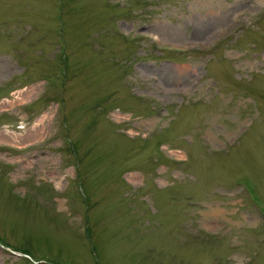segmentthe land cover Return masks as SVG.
Listing matches in <instances>:
<instances>
[{
  "label": "rangeland",
  "instance_id": "1",
  "mask_svg": "<svg viewBox=\"0 0 264 264\" xmlns=\"http://www.w3.org/2000/svg\"><path fill=\"white\" fill-rule=\"evenodd\" d=\"M0 264H264V0H0Z\"/></svg>",
  "mask_w": 264,
  "mask_h": 264
},
{
  "label": "bare ground",
  "instance_id": "2",
  "mask_svg": "<svg viewBox=\"0 0 264 264\" xmlns=\"http://www.w3.org/2000/svg\"><path fill=\"white\" fill-rule=\"evenodd\" d=\"M34 132H35V130H34ZM37 133V132H36Z\"/></svg>",
  "mask_w": 264,
  "mask_h": 264
}]
</instances>
